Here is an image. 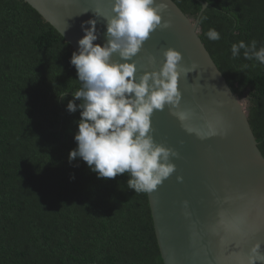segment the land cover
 <instances>
[{
  "label": "trees",
  "instance_id": "obj_1",
  "mask_svg": "<svg viewBox=\"0 0 264 264\" xmlns=\"http://www.w3.org/2000/svg\"><path fill=\"white\" fill-rule=\"evenodd\" d=\"M173 1L193 19L209 4L200 36L247 99L264 155V64L231 52L240 41L264 47V0ZM73 52L25 0H0V264H165L148 193L130 189L128 173L98 178L69 161L81 118L67 111L82 87Z\"/></svg>",
  "mask_w": 264,
  "mask_h": 264
},
{
  "label": "water",
  "instance_id": "obj_2",
  "mask_svg": "<svg viewBox=\"0 0 264 264\" xmlns=\"http://www.w3.org/2000/svg\"><path fill=\"white\" fill-rule=\"evenodd\" d=\"M25 1L75 51L84 36L81 25L89 20L97 21L99 39L94 43H106V21L95 11L112 15L113 0ZM160 3L168 5L162 23L171 27L157 28L132 60L124 61L117 53L112 62L135 63L139 82L145 72L159 71L164 51L180 52L181 67L190 73L179 81V110L192 113L190 127L207 132L211 124L217 133L201 138L187 131L168 106L152 116L155 143L179 154L170 158L176 171L148 193L164 263L249 264L255 246L264 253V155L249 111L200 36L201 17L209 4L204 3L193 19L173 0H157Z\"/></svg>",
  "mask_w": 264,
  "mask_h": 264
},
{
  "label": "clouds",
  "instance_id": "obj_3",
  "mask_svg": "<svg viewBox=\"0 0 264 264\" xmlns=\"http://www.w3.org/2000/svg\"><path fill=\"white\" fill-rule=\"evenodd\" d=\"M167 7L166 3L157 5V0H113L112 15L95 11L106 21V43H94L99 39L97 21H86L81 25L84 36L78 41V51L70 60L82 87L72 93L73 100L67 104L69 113L80 110L81 117L74 137L77 148L70 152L69 161L82 159L98 178L115 179L128 173V187L136 193L153 192L176 171L170 158L179 154L156 144L151 134L156 110L170 107L186 130L195 131L201 138L217 134L211 124L207 132L190 127L192 113L179 110V81L182 74L187 77L190 73L181 67L180 52L172 48L164 51L159 71L145 72L139 82L135 63L112 62L117 53L124 61L132 60L157 28L171 27L170 23H162L161 14ZM206 36L212 41L221 39L215 29H209ZM242 49L245 59L264 64V47L257 50L256 41L233 44V59L241 55ZM76 101L81 103L77 105ZM252 253L249 264H264L259 245Z\"/></svg>",
  "mask_w": 264,
  "mask_h": 264
},
{
  "label": "rangeland",
  "instance_id": "obj_4",
  "mask_svg": "<svg viewBox=\"0 0 264 264\" xmlns=\"http://www.w3.org/2000/svg\"><path fill=\"white\" fill-rule=\"evenodd\" d=\"M239 99H240V101H241L242 103L245 104V107L248 109V101H247V99H246L245 97H240Z\"/></svg>",
  "mask_w": 264,
  "mask_h": 264
}]
</instances>
